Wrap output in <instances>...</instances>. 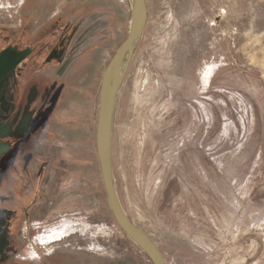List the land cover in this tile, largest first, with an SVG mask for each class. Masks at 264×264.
<instances>
[{"label": "rangeland", "instance_id": "obj_1", "mask_svg": "<svg viewBox=\"0 0 264 264\" xmlns=\"http://www.w3.org/2000/svg\"><path fill=\"white\" fill-rule=\"evenodd\" d=\"M145 2L116 97L110 165L119 205L166 264H264V0ZM131 17L132 0H0V39L34 48L22 34L47 33L12 78L24 81L20 101L16 86L0 90V105L2 94L14 97L9 118H22L32 84L57 77L82 93L81 107L90 98L98 119L103 72ZM51 46L54 67L44 69ZM63 143V171L51 156L44 163L58 197L38 180L24 261L153 264L114 217L88 147L71 155Z\"/></svg>", "mask_w": 264, "mask_h": 264}, {"label": "crops", "instance_id": "obj_2", "mask_svg": "<svg viewBox=\"0 0 264 264\" xmlns=\"http://www.w3.org/2000/svg\"><path fill=\"white\" fill-rule=\"evenodd\" d=\"M22 35L25 36L26 41L31 42L32 37L30 34L23 33ZM46 35L47 33L39 36L44 38ZM48 52L47 50L46 56L42 61L44 69L54 67L50 63L52 57ZM67 84L68 81L57 77H54L42 87L37 83L32 84L36 90V100L30 105V117L27 127H24L23 131L18 129L20 136H24L25 141H27L21 147L25 154V173L29 171L34 179L33 183H31L32 193L29 195L26 206L31 214L39 208L37 202L41 196L39 188H36L39 185L37 179L40 176L37 168H41L40 166L44 163L47 164V157L51 156L50 161L55 162V165L59 166L63 171L65 162L63 155L65 152L63 149L64 140L69 145L67 152L71 155H78L76 150L79 151L81 146L88 147L90 160H88V166H91L93 172L98 161L96 150L97 118L94 111L90 110V105H92L89 102L90 98L86 97L87 102L81 107L77 98H80L82 93L73 90L75 85H72L70 89H66ZM60 141H63L61 147L58 145ZM81 141L83 144H81ZM44 146H46V150L42 149L45 148ZM98 171H101L100 165ZM38 180L41 182L42 179Z\"/></svg>", "mask_w": 264, "mask_h": 264}, {"label": "flooded vegetation", "instance_id": "obj_3", "mask_svg": "<svg viewBox=\"0 0 264 264\" xmlns=\"http://www.w3.org/2000/svg\"><path fill=\"white\" fill-rule=\"evenodd\" d=\"M54 31L56 32V30ZM39 35L41 34H38L36 36L37 38L32 39L30 42V44L35 45L34 48L31 46L30 48H19L16 46V43H9L10 38L6 39L8 36L0 39V44L4 45V48L16 46L19 52L31 50L32 53L37 49V46L40 47V44L43 42V36ZM56 41H58V37ZM48 51L49 55L54 56L53 46H51ZM19 64L0 81V90L2 89L3 93H6L7 90H12L15 86L18 88L16 94L15 90L12 91L15 97L18 98V101H20V95L24 90V81L17 83L16 79L14 80L15 82H13L12 78L18 73L17 67ZM63 67L64 66H62L61 69H63ZM26 69L27 67L20 71L23 73ZM1 98L0 135H3V137H0V143L8 145V148L1 155L0 160L5 154H8V157L0 162V264H32L28 261H24L23 249L29 245L34 233L33 227L24 225L26 218H30L31 215L29 208L27 209L26 206L29 195L32 193L31 183H33L34 179L29 171L25 173V154L22 148L20 150V147L27 141H25L24 136H20L19 130L23 131L24 127H27L30 117V105L36 100V90L33 86H30L27 108L21 119L19 117L9 118L10 112L15 109L14 97L10 101H7L4 94H2ZM19 153L22 154L21 157H19ZM49 165L52 168L54 166L52 162H50ZM40 167L41 168H37L40 173L38 179H42V183L44 182L46 188L51 192V195L54 196L53 198L57 199L58 191L55 189L56 179L53 182L51 181L54 179L48 182L50 168L46 169L44 164ZM29 183L30 186H27Z\"/></svg>", "mask_w": 264, "mask_h": 264}, {"label": "water", "instance_id": "obj_4", "mask_svg": "<svg viewBox=\"0 0 264 264\" xmlns=\"http://www.w3.org/2000/svg\"><path fill=\"white\" fill-rule=\"evenodd\" d=\"M141 17L137 23L129 28L128 35L122 45L118 48L113 58L109 62L105 71L103 72L100 94H99V108H98V119L96 128V150L98 161L100 165L103 186L107 194L108 205L123 229L131 231L135 234L148 249L142 248L150 257L153 264H166L165 259L158 249V247L153 243V241L139 228H137L125 215L121 209L119 202L117 200L115 190L113 187L112 177H111V165H110V150H109V139L108 131L111 124V117L108 113V103H107V88L109 74L113 66L119 62L123 53L126 49L133 44L140 29L143 28L147 18V8L145 0H138ZM29 51L19 52L17 47L8 46L0 51V81L7 76V74L14 70V68L29 54ZM3 137V135H0ZM8 145L0 143V157L7 150Z\"/></svg>", "mask_w": 264, "mask_h": 264}, {"label": "bare ground", "instance_id": "obj_5", "mask_svg": "<svg viewBox=\"0 0 264 264\" xmlns=\"http://www.w3.org/2000/svg\"><path fill=\"white\" fill-rule=\"evenodd\" d=\"M140 17H141V10H140L138 0H132V17H131L130 27L135 25L137 23V21L140 19ZM142 30H143V28L140 29V32L137 35L133 44L130 45L126 49V51L123 53L119 62L113 66V68L109 74L108 88H107V103H108V113L112 119L110 127H109V131H108V139H109V144H110L109 150L111 147V137L113 134V125H114L113 122H114V117H115L116 97H117V94L119 91V86H120V84H121V82L125 76V73L127 71L129 63L131 61V58H132V56H133V54H134V52H135V50L139 44V41L142 37L141 36ZM123 230L139 246L148 250L145 247L144 243L135 234H133L131 231H128L126 229H123Z\"/></svg>", "mask_w": 264, "mask_h": 264}, {"label": "trees", "instance_id": "obj_6", "mask_svg": "<svg viewBox=\"0 0 264 264\" xmlns=\"http://www.w3.org/2000/svg\"><path fill=\"white\" fill-rule=\"evenodd\" d=\"M58 33V31H56ZM57 33H56V36H57Z\"/></svg>", "mask_w": 264, "mask_h": 264}]
</instances>
